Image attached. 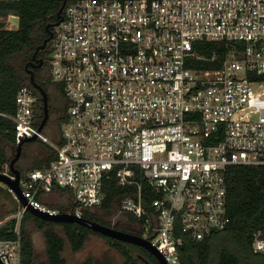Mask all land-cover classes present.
Instances as JSON below:
<instances>
[{"label":"built area","instance_id":"built-area-1","mask_svg":"<svg viewBox=\"0 0 264 264\" xmlns=\"http://www.w3.org/2000/svg\"><path fill=\"white\" fill-rule=\"evenodd\" d=\"M202 38L232 43L218 66L191 63ZM46 45L49 79L62 86L61 125L56 140L38 128L33 88L18 86L15 140L35 133L54 150L20 174L23 195L60 210L38 192L65 187L73 201L65 210L81 215L101 203L108 175L135 183L119 209L144 214L140 234L180 264L183 231L201 238L230 218L227 166L264 172V86L253 85L264 80V0H66ZM0 170L14 176L8 161ZM140 176L157 191L148 208ZM5 185L15 234L0 236V262L21 264L26 203ZM252 247L264 251L260 230Z\"/></svg>","mask_w":264,"mask_h":264},{"label":"trees","instance_id":"trees-1","mask_svg":"<svg viewBox=\"0 0 264 264\" xmlns=\"http://www.w3.org/2000/svg\"><path fill=\"white\" fill-rule=\"evenodd\" d=\"M62 0H7L0 1V13L6 14L11 11L19 15L17 24L7 26L0 19V168L5 161H9L16 149L13 120L9 116L14 110L15 93L21 83L30 84L35 93L36 114L40 120L43 112L42 96L40 90L34 86L29 79V72L22 63L12 60L16 53L31 57L35 46L42 41L47 34L45 23L56 18V10ZM232 43L225 39H198L194 41V56L191 57L193 65L205 67L218 66L227 48ZM236 44H240L237 42ZM25 53V54H24ZM37 55L43 57V63L39 66H32L35 78L46 88L48 93V110H58L51 101L48 92L49 76L44 75L47 67V45L39 48ZM211 55H214L211 57ZM59 94L62 86L57 85ZM62 108V104H61ZM62 114H59L61 118ZM31 140V139H30ZM41 140V139H40ZM25 140L22 143H27ZM43 141V140H42ZM42 155L35 157L33 163L43 165L54 155L52 146L45 142L39 150ZM15 164L22 169L18 162ZM226 204L229 213V220L225 226L214 229L201 238H195L187 232H182V240L178 244L180 264H264V251L252 247V238L257 230L264 235V172L261 166L251 163H231L226 168ZM141 197L145 207L150 206V201L157 194L151 185L140 176ZM105 193L101 203L96 208L83 207L82 213L86 216L100 221L114 224L117 227L142 232L143 216H136L133 212L129 215L123 214L125 209H119V201L124 194H136V184H121L115 175L110 174L104 180ZM59 194V198L48 205L59 209H68L73 206L71 192L65 187L54 186L52 190ZM48 191H39L38 196L42 199L43 194ZM63 194L66 196L63 198ZM2 199V200H1ZM10 199L12 206L16 208V202L7 188L0 184V204ZM43 200V199H42ZM44 201V200H43ZM103 208L108 212L109 217L99 215L95 209ZM112 214H116L112 218ZM32 217L43 226L44 235V264H66V257L63 254L65 240L69 241L72 249L79 248L88 231L103 234L110 243L117 247L123 255L122 264H138L137 248L134 242L118 237L110 236L75 220H52L40 217L25 208L22 218ZM21 218V219H22ZM13 222L14 220L10 219ZM54 222H61L62 228L58 229ZM8 222L0 225V236H11L15 234L12 228L8 230ZM21 239V264H38L36 262L35 244L32 235L26 230L25 225L20 221ZM133 247V248H132ZM143 248V246L140 245ZM42 263V262H41ZM43 264V263H42ZM159 264V263H158Z\"/></svg>","mask_w":264,"mask_h":264},{"label":"rangeland","instance_id":"rangeland-1","mask_svg":"<svg viewBox=\"0 0 264 264\" xmlns=\"http://www.w3.org/2000/svg\"><path fill=\"white\" fill-rule=\"evenodd\" d=\"M6 14L0 13V19L4 21V24L7 26L15 25L16 21L10 20ZM30 59L33 61H37L35 58H32V56L28 57L23 54L21 55V53H16L12 58L14 62L22 63L26 68L35 66L28 61ZM44 75L47 77V67L45 68ZM253 85L255 88H260L264 86V80L253 82ZM48 92L51 101L54 102L55 105L60 108H58V110L51 111L50 113L48 111L47 118L42 126V130L48 133L51 138L56 140L57 139L56 133L58 132V129L61 125V118L59 117V114L61 113L60 109L62 102L60 100L59 92L55 89L51 81L48 84ZM42 115L43 112L41 114V117ZM28 140L29 141L27 143H24V147L21 148V152L17 157L18 162L23 170L24 169L26 170L32 165H35L33 163L35 157H39L42 155V153L39 150L40 148H42L44 141L40 140L37 137ZM0 184L6 186L3 181H0ZM58 198H59V194L57 192L44 193L42 197L44 202L45 201L52 202ZM11 206L12 204L10 203V199H8L7 201L5 199L0 204L1 224L9 222L10 219L14 220V215L12 213L14 212L15 209L11 210L10 209ZM94 208L96 207H93V209ZM95 210L98 212L99 215H103L104 217H109L110 215L101 207ZM129 213L130 211L128 210L123 211V214L125 215H129ZM115 215L116 214H112L111 221L112 218H115ZM21 221L25 225L26 230L33 237V241L35 244L36 262L38 264H42V263L44 264L45 251H44V235L42 232L43 226L39 225L32 217H24L21 219ZM53 225H55L58 229L62 228L61 222H54ZM19 228H20V223H19ZM135 244L138 245V247L140 248V245L138 243ZM63 254L66 257V264H122V260H123V255L117 249V247L112 245L110 241L107 239V237H105L103 234L94 231H88L87 237L85 238L83 244L77 249H72L71 245L69 244V241L66 239L65 246L63 248Z\"/></svg>","mask_w":264,"mask_h":264},{"label":"water","instance_id":"water-1","mask_svg":"<svg viewBox=\"0 0 264 264\" xmlns=\"http://www.w3.org/2000/svg\"><path fill=\"white\" fill-rule=\"evenodd\" d=\"M66 0H62L60 5L58 6L56 10V18L54 20H48L45 23V28L47 30V34L43 37L42 41L39 42L33 52H32V58H35L37 61L28 60L33 65H40L43 62L42 56H36V52L39 48L45 47L47 40L52 34V25H54L62 16V8ZM11 17L18 22L19 15L17 13L10 14ZM26 65V63H25ZM29 71V79L30 82L36 86L42 96V104H43V115L39 120L38 128H41L43 124L45 123V120L48 115V93L46 88L35 78L33 67H27ZM35 137V133L30 135H24L22 136L16 143V149L9 159V167L10 170L14 173V176H11L8 172L1 171L0 170V180L11 186L14 191L19 195L21 200L26 203V208L29 209L32 213L35 215H38L43 218L52 219V220H75L81 224H84L86 226H89L92 229L98 230L102 233H105L110 236L118 237L127 241H131L134 243H138L140 245H143L146 247L149 251H151L157 258L158 262L160 264H168L167 260L164 258L163 254L159 251V249L155 246L154 243L151 242V240L134 231H130L127 229H123L120 227L115 226L114 224L106 223L103 221H100L98 219L86 216L84 214L76 215L70 210L60 209V210H50L49 208H44L40 206L33 205L32 203L27 201V198L23 195L21 190V185L19 183V177L21 174L20 168L15 165V160L19 156L22 148V143L25 140L32 139ZM8 230H11L13 222L9 221L7 223ZM140 257L142 258V264H150V260L143 254L139 253ZM1 264V262H0Z\"/></svg>","mask_w":264,"mask_h":264},{"label":"flooded vegetation","instance_id":"flooded-vegetation-1","mask_svg":"<svg viewBox=\"0 0 264 264\" xmlns=\"http://www.w3.org/2000/svg\"><path fill=\"white\" fill-rule=\"evenodd\" d=\"M52 27H53V25H52ZM47 44V43H46ZM46 46V45H45ZM36 56H41V55H37L36 54ZM43 63V62H42ZM41 63V64H42ZM40 64V65H41ZM35 66H39V65H35ZM47 75H48V72H47ZM49 76V75H48ZM55 104V103H54ZM60 108V107H59ZM62 109V108H61ZM60 109V110H61ZM140 245V244H139ZM141 246H143V245H141ZM135 251H136V253H137V256H138V258L139 259H137V262H138V264H142V258L140 257V255H139V253H141V254H143V255H145L149 260H150V264H158L159 262H158V260H157V258H156V256L151 252V251H149L146 247H144L143 246V248L142 247H138L137 246V248H135L134 249ZM160 264V263H159Z\"/></svg>","mask_w":264,"mask_h":264},{"label":"crops","instance_id":"crops-1","mask_svg":"<svg viewBox=\"0 0 264 264\" xmlns=\"http://www.w3.org/2000/svg\"><path fill=\"white\" fill-rule=\"evenodd\" d=\"M48 192H55V191H48ZM64 195V197L66 196V194H63Z\"/></svg>","mask_w":264,"mask_h":264}]
</instances>
